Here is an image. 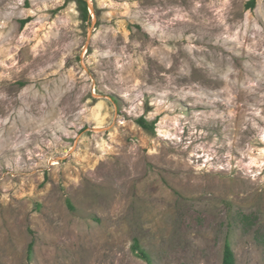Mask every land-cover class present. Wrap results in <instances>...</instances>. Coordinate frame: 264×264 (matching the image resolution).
Wrapping results in <instances>:
<instances>
[{"label":"rangeland","instance_id":"obj_1","mask_svg":"<svg viewBox=\"0 0 264 264\" xmlns=\"http://www.w3.org/2000/svg\"><path fill=\"white\" fill-rule=\"evenodd\" d=\"M249 1L0 0V264H264Z\"/></svg>","mask_w":264,"mask_h":264},{"label":"trees","instance_id":"obj_2","mask_svg":"<svg viewBox=\"0 0 264 264\" xmlns=\"http://www.w3.org/2000/svg\"><path fill=\"white\" fill-rule=\"evenodd\" d=\"M79 2V8L82 13V18L84 21H90L91 20V14L89 12V3L88 0H78ZM257 0H250L247 4L248 8L254 9L256 7ZM28 22V19L22 21V25H25ZM138 123L144 128L149 131H154L155 126L153 123H149L146 121L144 118H140L138 120ZM136 248H139L138 244L135 246ZM33 252V243L30 245L29 248V253L32 254ZM142 257L147 258L146 255H142ZM223 264H236V259H235V253L232 248V246L227 243L225 252H224V260Z\"/></svg>","mask_w":264,"mask_h":264}]
</instances>
